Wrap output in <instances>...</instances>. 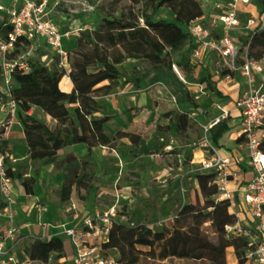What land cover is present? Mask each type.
I'll return each mask as SVG.
<instances>
[{
	"label": "rangeland",
	"instance_id": "1",
	"mask_svg": "<svg viewBox=\"0 0 264 264\" xmlns=\"http://www.w3.org/2000/svg\"><path fill=\"white\" fill-rule=\"evenodd\" d=\"M195 1L202 10L206 24L214 29L218 25L219 15L226 10L227 0ZM12 2L13 0H0V5L8 7ZM130 4V0H52L48 5L49 17L62 33H68V36L63 38V44L64 48L71 52L76 47L80 33L98 29L104 18L119 17L121 10ZM141 6V2L134 5V11L139 12ZM253 6L254 13L250 10L245 11L246 14L241 15L242 25L234 29L239 44L245 40L244 34H240V31L245 28L246 18L257 15L262 17L264 5L261 0H254ZM159 19L173 21L174 14L163 6L154 15V20ZM6 20V13L0 11V39L4 34L3 23ZM166 50L170 52L172 63L178 66L188 83H182L172 68L154 67L144 59H126L117 65L120 78L115 82H102L92 92L100 105L94 115L102 121L95 132L97 134L104 132L109 143L105 146H95L92 154L85 159H77L70 166L67 163H59L65 155L61 150L53 160L25 158L26 151L23 150L19 126L13 125L4 148L6 147V151L12 156L8 165L13 174L14 186H22L25 190L23 186L25 184L32 194L39 195L32 203L28 197L26 203L29 208L24 205L27 211H36V204L41 206L49 204V209L45 210L46 214L49 216L53 209V221L57 225L56 215L66 213L69 201H61L59 190L73 177L70 167L74 165L78 167L79 177L84 172L91 176L92 188L89 194L91 193L93 202L105 203L99 208L109 207L117 201L116 214L126 216L127 220L123 218L124 221L131 224L133 221L143 220L145 224L152 225L153 230L156 229L157 232L166 228V224L172 223L173 212L179 208L184 197H188L190 192L193 193L195 185L193 161L197 160L194 154L198 155L200 150L201 126L214 114L212 99L215 96L199 92L196 85L203 83L206 89L213 86L209 84L210 79L207 78L209 61L212 58L210 55L202 66L197 65L198 68L194 69L195 67L188 61V41L179 50H172L170 47ZM10 57L26 63L29 67L28 73L16 72L11 75L10 87L30 85L39 89L42 80L33 76L32 70L41 66L62 75L59 83L61 89L68 91L70 88L67 83H73V77L66 76L64 66L59 64L60 60L45 41L22 45ZM3 78L0 77V91L8 92ZM220 81L221 78L215 81L211 79L213 83ZM185 95L189 96L195 106L179 101ZM0 110V120H10L11 111L7 103ZM69 111L76 119L73 107H70ZM181 115L186 116L188 120L186 128L182 131L177 129L179 123H183ZM126 134L144 136L145 139H141L135 145L130 142L128 136H124ZM222 142L225 144V139ZM144 175L147 181L150 180V176H157L161 180L155 181L153 190L144 187L142 191L140 178ZM9 204L0 193V208L3 209ZM129 205L132 206V210L128 208ZM244 207L247 212L245 204ZM158 210L163 212L162 225L153 221V218L158 216ZM247 214L252 218L251 213ZM14 222L16 224V218ZM203 228L209 230L207 225ZM1 229L0 234L5 226ZM20 238L21 235H18L9 242V248H14L20 264H70L69 254L58 258L53 252L46 254L41 247L40 260L31 261V246L36 239L28 243L25 240L26 242L22 244L19 242ZM64 246L67 251L70 249L66 239ZM207 261L212 264H246L240 261L236 254L234 257L225 250H217Z\"/></svg>",
	"mask_w": 264,
	"mask_h": 264
},
{
	"label": "trees",
	"instance_id": "2",
	"mask_svg": "<svg viewBox=\"0 0 264 264\" xmlns=\"http://www.w3.org/2000/svg\"><path fill=\"white\" fill-rule=\"evenodd\" d=\"M130 2L121 10L119 17L104 18L98 29L80 33L75 49L68 51L67 61L74 79L70 91L60 88L62 75L48 71L46 66L32 70V75L42 80L39 89L30 85L10 87V98L25 113L19 114V117L24 137L30 143L28 153L31 159L53 160L59 150L71 144L85 143L89 150L97 145L108 144L104 132H95L102 121L94 115L100 105L92 94L93 90L102 82L119 79L117 65L126 59H144L154 67L171 69V54L166 48L179 50L186 41L190 42L185 26L202 16V10L195 0ZM140 2V11L135 12L133 6ZM261 3L264 5V0ZM163 6L174 14L173 21L154 20L155 13ZM6 30L4 28V33ZM248 53L254 59L264 58V29L255 30L250 35ZM215 92L221 96L219 91ZM9 96L0 91V103H6ZM179 101L195 106L188 95ZM32 106L42 107L57 121L56 128L51 130L28 115ZM70 107H73L76 119L70 114ZM180 118L183 123H179L177 129L182 131L188 120L186 116L181 115ZM229 130L230 127L225 123H217L210 131L213 140L221 145L220 140ZM124 136H128L135 145L145 138L134 134ZM237 141H241V137ZM261 149L264 151V142ZM75 160L77 158L69 153L59 163L70 166ZM70 169L73 177L60 188V199L69 200L75 190L78 198L85 200L92 188L91 176L84 172L79 177L77 166L73 165ZM7 172L13 175L10 165H7ZM194 178L197 188L191 193L190 202L184 204L173 218L170 227L157 232L147 224L130 226L112 223L105 247L118 253L120 264H212L207 260L213 253L230 247L243 261L240 252L246 246L245 240L227 236L225 230L226 226L238 221V217L230 210V201L215 198L217 188L212 174L194 173ZM23 186L26 193H32L25 184ZM206 223L210 224L209 230L203 228ZM40 247L46 254L56 253L58 258L65 255L64 242L60 237L54 236L47 241L36 239L31 246V261L40 260Z\"/></svg>",
	"mask_w": 264,
	"mask_h": 264
},
{
	"label": "built area",
	"instance_id": "3",
	"mask_svg": "<svg viewBox=\"0 0 264 264\" xmlns=\"http://www.w3.org/2000/svg\"><path fill=\"white\" fill-rule=\"evenodd\" d=\"M52 0H13L10 6L0 5V11L5 12L7 20L3 27L7 30L0 39V77H4V84L9 96L11 75L16 72L28 73L29 67L10 55L14 54L22 45L45 41L64 66L66 76L71 69L67 61L68 51L64 48L63 38L68 33H62L56 23L49 17V4ZM254 0H227L226 10L218 17V25L210 27L205 17L200 16L185 26L189 34L188 60L191 66L202 65L209 55L216 73L226 83H232L237 77L244 80L245 89L235 102V107L241 116L239 137L243 138L246 155L253 176L235 189L231 181L237 176L232 169V158L221 152L211 138V128L227 117L224 111L220 116L201 126L199 146L205 156L198 162L194 173L213 175L216 185V199H228L230 209L234 200L239 196L245 204L247 212L252 218L247 224L239 220L225 227L227 236H237L245 240L246 246L240 252V257L249 264H264V58L254 59L249 56L248 46L250 35L255 30L264 29V6L262 17L250 16L246 18L245 28L249 30L244 42L234 35V29L242 25L241 15L246 14L243 7L253 5ZM172 70L187 84L182 71L172 63ZM199 92L205 87L196 84ZM7 105L11 111L17 108V102L10 98ZM10 122L0 120V193L11 203L14 195L13 177L7 172V165L12 156L1 145ZM14 160V159H13ZM116 186V185H114ZM117 201L106 208H95L82 216L78 222H64L58 225L60 234L70 244V264H120L113 253V249L105 247L108 241L110 227L116 222ZM10 205V204H9ZM42 210L44 206L38 205ZM74 210L75 204L71 205ZM0 216H4L5 229L0 235V264H20L16 255L12 254L7 241L17 236V226L8 206L0 208Z\"/></svg>",
	"mask_w": 264,
	"mask_h": 264
},
{
	"label": "crops",
	"instance_id": "4",
	"mask_svg": "<svg viewBox=\"0 0 264 264\" xmlns=\"http://www.w3.org/2000/svg\"><path fill=\"white\" fill-rule=\"evenodd\" d=\"M242 10L243 11L250 10L252 13H254L255 7L253 5L248 7V8L243 7ZM244 29H246V28H243V30L241 29L240 34H244V36H245L244 38H246V36H248L249 30L246 31ZM210 56L212 57V55H210ZM200 66H202V65H200ZM197 68L198 67H195L194 69H197ZM208 73L209 74H208L207 78L210 79L209 84H212L213 88L209 87L208 89H206L205 84L203 85V83H201V85H203L206 89L205 91L203 90L202 93L203 94L208 93L209 95L212 94L213 96H215V98L212 99V103L214 105V107H212V111H213L212 114L213 113L214 114L212 117H210L209 120H207L206 123H208L212 119L220 116L224 111L227 112V117L225 119H223L222 121H220L219 123H225L226 125H228L230 127V130L223 135L222 139L220 140L221 145L217 144L213 140L212 135H211V138H212L213 142L215 143V145L220 148V150L223 154L229 155L232 158V169L236 170L237 176L235 177V179H233L231 181V187L233 189H235L240 183L246 182L247 180H249L253 176V172L250 169V166L248 163V158L246 155L243 138H241V141H237V139L240 138L239 137V130H240V126H241V116H240L239 110L235 107V102H236L237 98L239 97V95L244 91L245 83H244V80L240 77H237L236 80L232 81V83H226L222 79L220 82H216V83L211 82V79L213 81H215L218 78H221L216 73L214 67L212 66L211 60L209 61ZM67 84H68V87L70 88L68 91H70L73 87V83L68 82ZM65 91H67V90H65ZM215 91H219L221 93V96L217 95ZM4 105H5V103H0V108L4 107ZM19 114L24 115L25 113L21 112L20 109H15L12 113H10L11 118H10V120H7L10 122L9 128H8L6 135L4 136V139L1 141V145L4 148V145L6 144V140H9V134H10L9 131H11L13 125H18L19 130H20V134H21V138L23 139V142H22V144H23L22 146L24 147L23 150L26 151L25 152V158H30L29 153H28L30 143L24 137L23 126L21 124ZM27 114L34 117L35 119L39 120L40 122L44 123L51 130L55 129L57 126V121L55 119H53L50 115H48L47 112L40 106H32L30 108V110L27 112ZM206 123H204V124H206ZM227 134H229V135L226 136ZM224 139H225V144L222 142V140H224ZM4 149L7 150L6 147ZM93 150H94V147H92L89 150L88 146L85 143H77V144H71V145H68V146L62 148L61 152H63L65 155L71 153L78 160H81V159H85L86 156H88L89 154H92ZM204 156H205V152L201 148L199 150L198 155L196 153L194 154V158L195 159L197 158V160L193 161L195 163V167L198 164V162L201 161L202 157H204ZM195 167H194V169H195ZM145 177L146 176L144 175L140 178L141 179V190L144 187H148L149 189L153 190L155 181L161 180L160 178L158 179L157 176H153V177L150 176V180L147 181V178H145ZM193 180H194V184H195L193 187V191H195L197 188V183H196L195 178H193ZM74 196H76V197L74 198ZM28 197H30L29 202L32 203V202H34L35 198H39V195H37L35 193L34 194L26 193V191L23 189L22 186H19V187L14 186V195H13L12 202L10 203V205H7L10 208V210L13 209V211H11V212H12L13 217L16 218V221H17L16 226L18 229L17 234L21 235L19 242L22 244L26 241H27V243L31 242L34 239L47 241L54 236L60 237L64 242L65 239L60 234V229L58 228V225L60 223H64V222L76 223V222H78V220L82 216H84L86 213H88L89 210L99 208V207H103V204H105L102 201H100L101 203L100 202L94 203L91 193L88 195V197L85 200H81L76 195L75 190H73L72 194L70 196V199L68 201V207H67L68 210L66 211V213L63 212L60 215L57 213L58 215H56V218H57L58 222H57V225H55V223L53 221V216H54L53 209H51V213L49 214V216L46 214V211H45V210L49 209V204L45 205L44 208H42V210H39L38 208H36V211H27V209L24 207V205L27 208H29V205L26 203L28 201ZM190 199H191V192L188 195V197H186V198L184 197V200L179 205V208L177 207L178 209L175 212H173V216L171 217V222L173 221V218L176 216V214L181 209V207L184 204H187L190 202ZM72 204H75L76 208L74 210L71 208ZM157 206H159L158 203H157ZM36 207H37V204H36ZM128 208L132 210L131 205H129ZM230 210L232 213H234L238 217V220L243 224H247L251 220V218H249V216L245 210L244 204L241 201V198L239 196L234 200L233 207H231ZM157 214H158V216L153 218V221H154V223H159L162 225V223H163V221H162V215H163L162 210H158ZM123 218H125L127 220L126 216L117 215L116 222L126 224V225H130V226L145 224L143 220L133 221L130 224L128 221H124ZM5 220H6V218L4 216H0V230H2L1 227L4 226L3 222ZM170 225L166 224L167 227H170ZM205 225H207L210 228L209 223H206ZM149 227L153 229L152 225ZM3 231L0 234L1 236L3 235ZM154 231H156V229ZM68 244H69V242H68ZM6 245L8 247L10 246L9 241H7ZM69 247H70V244H69ZM9 250L12 254L16 255L14 248H9ZM112 251L115 253V256L118 257V253L115 250H112ZM225 251L227 253H229L230 255H233L235 257V253L233 251V248H231V247L227 248ZM71 252H72L71 247L68 251L65 248V254H67V255L69 254L70 259H71ZM70 263H71V260H70Z\"/></svg>",
	"mask_w": 264,
	"mask_h": 264
}]
</instances>
